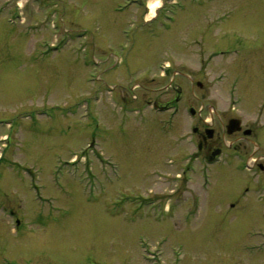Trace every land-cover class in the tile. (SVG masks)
Here are the masks:
<instances>
[{
	"label": "rangeland",
	"instance_id": "obj_1",
	"mask_svg": "<svg viewBox=\"0 0 264 264\" xmlns=\"http://www.w3.org/2000/svg\"><path fill=\"white\" fill-rule=\"evenodd\" d=\"M4 1L0 264H144L143 247L168 259L177 251L183 264H208L215 250L224 252L223 232L237 222L226 191L245 183L232 186L238 170L217 175L220 199L188 217L201 178L175 179L180 173L184 181L191 167L186 140L197 120L189 107L229 109V80L220 76L226 64L230 80H241L246 112L256 117L258 72L264 103V0H161L147 23L146 0H21V16ZM227 47L225 58L203 62L196 77L203 89L181 74L158 77L166 60L193 70ZM146 65L152 74H144ZM180 87L178 112L154 111L151 101L174 100ZM175 184L182 187L165 195ZM11 209L20 225L8 217ZM257 213L256 204L247 215Z\"/></svg>",
	"mask_w": 264,
	"mask_h": 264
},
{
	"label": "flooded vegetation",
	"instance_id": "obj_2",
	"mask_svg": "<svg viewBox=\"0 0 264 264\" xmlns=\"http://www.w3.org/2000/svg\"><path fill=\"white\" fill-rule=\"evenodd\" d=\"M14 1H16V4L18 3V0H7V3H13ZM196 42L197 45H200L199 52L204 53V45H201V41L198 39H196ZM228 52V47L226 49H213L212 54L209 56L210 58L202 60V64H198L196 69L187 71L180 70L175 66L177 65V60L175 58H172L170 61L166 60L158 65L160 69L159 77L167 78L171 74L172 76L181 74L192 80V84L196 85L199 89H203V82L196 78L204 73L202 71L204 70L203 62L210 64L214 62V57L221 56L225 58ZM102 62L103 61H100L99 63ZM149 62L152 63L150 60ZM224 62L225 61H220L218 64H215L220 65ZM229 67L230 66L226 64V69L222 70L223 72L220 75L223 77V73H226L225 77L227 76L229 80V87L231 89L228 92V94H230L229 109H226L224 114H221L217 111L218 108L216 107L217 110L214 109L212 114L210 109L216 106V104L209 103L208 107L205 106L210 112V116L208 117L207 115H203L206 109L205 107L198 113L194 106H190V109H193V118H196L197 121L192 127V135L187 136L186 143L192 148V150L189 151L190 156L198 165L197 170L195 169L198 179V174L201 169L208 170L203 164L208 162L212 165V169L209 168L205 174V183L208 184V187L205 186L204 188L205 192L202 194L200 193L199 185L193 190L192 211L195 214V210L201 202L211 204L212 200L215 201L220 199V192L218 190L214 191V189L217 185L215 179L221 172L230 175L231 170H238L234 176V179L237 181H234L232 186L234 183L242 180H244L245 183H242V187H239L237 190L233 186L226 191L225 195V200L228 202V214L233 212L229 218L231 221L237 219V222L233 224V230L227 231L226 228L223 232V234L227 233L225 238L224 236L222 237L221 241L225 251L220 252L215 250V258L208 264H264V103H259L260 91L262 92L259 88L260 77L258 72V77L256 79L257 86L255 88V95L257 96L258 102L255 105V117V115L246 112L244 107L245 103H243L244 99H242L243 97L239 90V82H241V80L238 77H232L230 80L228 77ZM133 71L134 69L131 72ZM153 71V65H146L144 74L150 75ZM194 79H196V81ZM172 86L174 87L173 84H170L166 88ZM242 88L244 89V86ZM236 92H238V94H236ZM181 93L182 89L180 87L176 90V99L174 98L177 103H173V100L164 103L156 102L154 104L155 108L160 111H168L172 108L178 110L177 104L180 102L181 95L179 94ZM235 95L238 97L233 101V96ZM157 101L159 100L157 99ZM247 141L254 145V151L249 152L247 150V145L245 144ZM253 152H255L256 155H254ZM243 161L251 162L253 165L247 167H232V163L238 165ZM237 185L235 184V186ZM174 187L176 188H173L172 191L169 192L180 189L179 187H181V185L175 184ZM5 189L6 187H3V185L0 186V195L2 194V190L6 191ZM213 191L212 198L210 194H212ZM256 204L258 205L259 213L256 215H247L249 207H254ZM17 213L15 209H11L10 214H8L10 217L17 220V216H19ZM253 217L256 218V225L250 227L248 219H254ZM236 245H238V247H236ZM143 251L142 255L140 254V258L144 261V264H183L180 262L182 259L180 253L177 251L171 252L172 255L169 259L166 257L167 253L163 250L151 252L147 247H143ZM219 253L221 256L224 255L226 257V262H221L219 260Z\"/></svg>",
	"mask_w": 264,
	"mask_h": 264
},
{
	"label": "bare ground",
	"instance_id": "obj_3",
	"mask_svg": "<svg viewBox=\"0 0 264 264\" xmlns=\"http://www.w3.org/2000/svg\"><path fill=\"white\" fill-rule=\"evenodd\" d=\"M149 7H150V16H152L155 12V10L157 9V7L160 5V1L159 0H154L152 2L149 3Z\"/></svg>",
	"mask_w": 264,
	"mask_h": 264
}]
</instances>
